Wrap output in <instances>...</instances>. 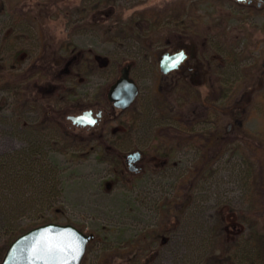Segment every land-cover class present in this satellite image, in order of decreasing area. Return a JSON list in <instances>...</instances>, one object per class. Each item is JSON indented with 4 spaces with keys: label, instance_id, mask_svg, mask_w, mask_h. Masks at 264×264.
Instances as JSON below:
<instances>
[{
    "label": "rangeland",
    "instance_id": "obj_1",
    "mask_svg": "<svg viewBox=\"0 0 264 264\" xmlns=\"http://www.w3.org/2000/svg\"><path fill=\"white\" fill-rule=\"evenodd\" d=\"M258 1L0 0V263L12 228L53 217L94 234L82 264H220L218 257L243 255L251 241L264 255V241L253 235L264 223L247 216L257 174L250 175V148L241 140L244 130L262 127L264 99H254L258 90L264 93V42L258 45L264 0ZM146 9L162 16L142 20ZM184 17L190 28L180 22ZM159 27L171 39L197 37L190 43L197 84L181 75L173 83L160 72L167 41L150 32ZM55 55L57 74L76 56L69 75H58L65 81L50 91L42 79L43 94L25 88L21 77L28 68H49ZM128 63L140 85L134 104L106 117L95 136L66 130L68 114L112 111L107 92ZM230 99L244 109L236 125L222 117ZM229 122L228 142L206 151L185 130L218 131ZM33 142L55 174V187L45 190L51 196L36 206L23 203L43 188L22 175L17 182L15 160ZM136 148L146 155L144 171L132 177L123 155ZM180 189L192 195L186 206ZM236 217L242 233L232 237L225 226Z\"/></svg>",
    "mask_w": 264,
    "mask_h": 264
},
{
    "label": "trees",
    "instance_id": "obj_2",
    "mask_svg": "<svg viewBox=\"0 0 264 264\" xmlns=\"http://www.w3.org/2000/svg\"><path fill=\"white\" fill-rule=\"evenodd\" d=\"M162 16V13L154 10V9H146L143 10L141 12V19L142 20H146L148 21L149 19H156ZM193 23H195V20H193ZM191 21L189 18L185 19V25L186 27H189V25H191ZM165 28L164 27H159V29H152L151 35L153 37L154 40H158V39H162L165 37ZM170 33V32H169ZM156 35V36H153ZM76 57V56H74ZM70 58L73 61V64L75 63L76 58ZM67 66V64H66ZM66 66L63 67V69L59 70V74H64L66 73ZM58 70V69H57ZM58 74V75H59ZM60 77V76H58ZM21 100L23 99L22 96L20 98ZM254 99L255 100H259V101H263L264 99V93L262 92V90H258L256 92V94L254 95ZM214 105V104H212ZM225 109H229V113H224L223 114V120L225 122V120H236L235 121V125L236 123H238V119H241V116L244 115V109L243 107L234 105L233 102L230 100L229 102H227V105L225 106ZM248 110L245 111V113ZM249 112V111H248ZM230 115V118L227 119L226 115ZM260 116L262 117V127H260L259 129L257 128L255 131H249V130H244L245 132L243 133V135L241 136V140L243 142H245L246 144L249 145V156L251 158L252 164L250 165L251 168V174L256 173L257 176L255 178V180H251L252 183V187L256 185L255 188V193L253 196V211H249L248 212V217H250V219H252L253 222H260V223H264V108L261 111ZM242 120V119H241ZM63 125L62 123L59 124L58 126ZM224 125V124H223ZM221 124V126H223ZM66 126V125H65ZM65 126H63V128H65ZM218 128V131H214L216 129V126H213L211 128H206V129H201V130H193L191 129V127H188V129H185L188 131L189 133V138L194 141L195 143H198L199 146L201 148H203V151H206L207 148H214V147H218L217 145L219 144H226L228 142V140L226 139L228 136H232L233 132H229L227 130V128L221 127ZM68 130V128H71L70 126H66ZM240 127V126H239ZM223 128V130H222ZM221 129V130H220ZM77 130V129H76ZM69 131V130H68ZM78 131V130H77ZM81 131V130H80ZM84 132V131H83ZM211 133H213V135L215 134L217 136V138H215ZM77 134L74 135L75 139L78 140V136H76ZM90 136H95L90 134ZM223 139H221V137H224ZM90 139V138H89ZM226 139V140H225ZM221 145V146H222ZM41 147H39V145L37 144V142H33L31 143V146L27 149V153H20L18 155L17 158H15V160L17 161L16 165L17 167V177H16V181H20V177L22 175V177H27L30 178L29 181L31 182L30 185L35 186L36 188H43L42 190L38 191V194L40 195L39 197H37V199H29V201L24 202L23 204H32L33 206H36V204H34V202L39 203V205H41L42 203L44 204L45 202H47V200L49 199V197L51 196V194H46L45 195V190H50L48 192H51L53 190V188L55 187V183H54V178H55V174H54V170L50 167L47 166L45 164H42L41 162V158H40V153L39 150ZM15 162V161H14ZM4 163V162H3ZM2 164V162H1ZM21 172H23L21 174ZM54 175V176H53ZM53 176V177H52ZM252 177V176H251ZM28 181V182H29ZM179 193H183L184 194V201L186 203H188V201L191 200L192 195L190 193L189 190L187 191H182L181 189L179 190ZM47 195H49V197H47ZM255 207V209H254ZM57 218H46L42 221L33 223L32 225H30L27 228H12L11 229V233H10V240H9V245L10 243L15 240V238L17 236H19L20 234H22L23 232L27 231L28 229L44 224V223H48V222H56ZM242 227V223L238 222L237 217H236V222L234 225H226L225 226V231L228 233H233L232 237H234V235H236L239 231V234L242 233V231L240 232ZM235 233V234H234ZM259 233V234H258ZM238 234V235H239ZM255 236V238L259 239L260 242H262V240L264 241V227L262 229H260L258 232L253 234ZM237 239V238H235ZM251 245H246L244 244V247L242 249V253L243 255H241V252H237V253H233L230 254L229 257H225V261L223 260V257H218V261L220 264H239L238 262H236L234 258H238L241 259L242 262H248V260L252 259V260H256V262H258V260L262 261L261 264H263L264 262V255L261 252V250H259L257 248V244L256 242H250ZM252 253V254H251ZM250 254L252 256H250ZM258 258V259H257ZM232 261V262H231ZM222 262V263H221ZM251 263L254 264V262L252 261Z\"/></svg>",
    "mask_w": 264,
    "mask_h": 264
},
{
    "label": "water",
    "instance_id": "obj_3",
    "mask_svg": "<svg viewBox=\"0 0 264 264\" xmlns=\"http://www.w3.org/2000/svg\"><path fill=\"white\" fill-rule=\"evenodd\" d=\"M181 53L183 56L179 58ZM183 58V52L173 55L165 53L161 59V69L167 72L177 68ZM130 66L126 64L122 67L120 76L108 91L109 101L114 107L122 110L129 108L139 93V86L130 75ZM68 118L81 126L94 125L97 121L91 109L77 115L71 114ZM140 156V151L125 154L126 158L134 161ZM93 238V233H86L71 223L48 222L17 236L7 248L0 264H82L87 246Z\"/></svg>",
    "mask_w": 264,
    "mask_h": 264
},
{
    "label": "flooded vegetation",
    "instance_id": "obj_4",
    "mask_svg": "<svg viewBox=\"0 0 264 264\" xmlns=\"http://www.w3.org/2000/svg\"><path fill=\"white\" fill-rule=\"evenodd\" d=\"M234 1H236V0H234ZM255 1L256 0H244L242 2H239V1H236V2L239 3V4H246V5L250 6V5L254 4ZM256 4H257V6H260L262 4V2L257 0ZM189 17H191V16L189 15ZM185 19H186V17H184L182 20H180L182 25H185ZM191 26H192V24L189 25V27H187V28H190ZM193 32H195V30H193V29L188 31V33H191V34H193ZM166 33L167 32H165V37H166ZM169 34L171 35V37H175L176 36V34H172V33H169ZM173 35H175V36H173ZM191 36L192 37L190 39L189 38H184L183 36H179L178 38L176 37L174 39H171V38H169L170 37L169 35H167V37L165 38V40L167 41V44H166L167 45V49L161 55V58L159 60V69H160V72L165 77L173 76L174 77L172 79L173 83H177L176 80L179 78V75L184 76L187 81L190 80L193 84H197L200 81L199 70L197 68L193 67V61H192V57H191L192 51H191V48H190V43L192 41L194 42V39H197V37H195V35H191ZM261 41L264 42V37L259 39L258 45H259V43ZM179 52H183L184 53V58L182 59V61L178 65V67L174 68V69H171V70H168L167 72L163 71L161 69V64H160L161 63V59L163 58V55L165 53H169V55H173V54H176V53H179ZM50 57L51 56H49V58L47 60L49 62V68L45 69V68L42 67L41 64L33 63L31 65V68H28L26 73L22 75V77H21L22 84L24 86L28 85L25 88L31 89L32 88L31 86H33L34 90L36 88H38L37 91L40 94H43V92L41 91V87H40L42 85L41 84L42 83V79H44L47 82V87L50 88V91L56 89L57 85L60 84V82L65 81L64 79H60L58 77V74H57V69H58L57 65L58 64H54V62H53V60H55L57 58V56L55 55V57H53V56L51 58ZM41 60L42 61L46 60V57H44V56L42 57L41 56ZM56 63H57V59H56ZM66 64H67V66H66V71L67 72L64 73V75H69V72H70L69 71L70 70L69 67H71L73 65L72 59H70ZM128 64L131 65L130 66V75H131V77H133L132 73H131V71H132V63H128ZM263 66H264V59H263ZM48 71H50V72H48ZM120 73H121V71H120ZM32 77H37L39 79H36L34 82L30 83V80H31ZM133 79L137 82V84L139 86V93H138V95H137V97L135 99V101H136L138 96H139V94H140V85H139V82L134 77H133ZM168 85L169 84H167L166 86H168ZM25 88H23V89H25ZM45 96H47V95H45ZM107 98H108V94H107ZM108 101H109V99H108ZM110 105L112 107V111H108L107 109H105L103 107H97V108L90 107V108H85V109H83V110H81V111H79L77 113H73V114L77 115V114L82 113L84 110H88V109L93 110V116L95 118H97V121L95 122L94 125H90V124L82 125V126L78 125V124L74 123L72 119L68 118V116L71 115V114H68L66 118L70 122L69 126L71 128H75L77 130L84 131V132L88 133V135H90V134L94 135V133H93L94 130L98 126H100L102 124V122L104 121V119H106V117L111 116L113 113L124 111L122 109L114 107L112 102H110ZM99 112H100V115H98ZM235 121H237V119ZM233 125H234V122H229L228 127H227V130L229 132H231L230 128H232ZM56 126H57V124H56ZM133 151H140L141 152V156H140V158L137 161H134L131 158L128 159V158L125 157V155H123V159H124L125 165L128 167V170L131 171L132 177H136L142 171H144V166H143L142 163H143L146 155L144 154L142 148H136ZM133 151H130V152H133ZM183 196H184V194H183ZM189 203H190V201H188V203H186L184 201V198H183V201H182L181 205L182 206H186Z\"/></svg>",
    "mask_w": 264,
    "mask_h": 264
},
{
    "label": "snow or ice",
    "instance_id": "obj_5",
    "mask_svg": "<svg viewBox=\"0 0 264 264\" xmlns=\"http://www.w3.org/2000/svg\"><path fill=\"white\" fill-rule=\"evenodd\" d=\"M182 56H183V54L181 53L179 58H182ZM179 58L177 59L176 62H178ZM90 122H91V123H94V121H90Z\"/></svg>",
    "mask_w": 264,
    "mask_h": 264
}]
</instances>
